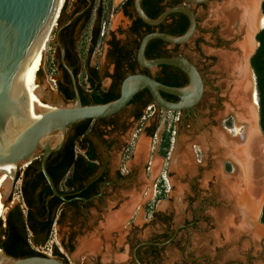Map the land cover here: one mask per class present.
<instances>
[{
    "label": "rangeland",
    "instance_id": "rangeland-1",
    "mask_svg": "<svg viewBox=\"0 0 264 264\" xmlns=\"http://www.w3.org/2000/svg\"><path fill=\"white\" fill-rule=\"evenodd\" d=\"M122 1L101 0L104 9L101 34L98 44L91 55L90 65L97 68L102 74L101 83L104 88L110 85V79L106 75L113 72V66L106 58L107 40L113 33H115L118 39H121L122 37L118 34L117 28L121 27L125 29L128 24V20L123 16L120 9ZM228 1L230 0H214L210 4L194 8L198 18V30L194 37V46L197 44L205 56L216 58L211 68L205 71V75L209 79L214 77V75L219 76L220 73L222 74V70L219 68L220 58L218 55L223 51H220L222 48H215L218 44L217 38H222L225 34L233 37L232 34L234 33L233 31H229L232 30V25L227 27L225 21L216 14L218 7ZM74 2L75 0H67V6L64 9L65 16L71 14ZM261 2L262 0L260 1V5ZM99 3L100 0H96L91 21L78 35L76 42V52L81 65L77 81L84 88H86L84 72L85 61L90 46V31L95 18V10ZM215 9L216 11H214ZM261 16L263 17L262 14ZM262 22V25L255 33L264 25V18ZM58 27L59 25L56 23L49 35L40 74L37 76V84L41 88L43 87L42 94L44 98L49 99L56 105H65L71 101L66 102L63 100L56 89L57 80L60 78L58 52L55 41V32ZM238 40L235 37L231 38V42L227 47L232 48ZM221 45L223 47L226 46L225 44ZM256 48L257 45L255 44L254 50ZM181 51L187 53V56L193 59V61L201 64L200 57L195 52V49L194 52L191 48L181 49ZM248 65L250 68L249 63ZM251 73L254 82L252 70ZM209 95L210 93L208 92L205 104H209ZM210 101L212 102L213 99ZM208 114V111L204 107L199 114V124H194L193 121L191 123L179 121V112H167L152 106L149 110L147 109L144 112V119L134 122L132 128L129 130L131 134L128 132L127 147L129 150L125 155L131 152V143H134L132 139L136 140L137 138V140L145 141L144 150L146 154L142 158L143 154H140V150H138L140 154L139 159L135 158L136 156L131 159V162L140 163L138 167L137 194L139 202L131 207L130 213L124 218L125 220L122 221L120 228L114 229L118 234L117 250L111 254L109 244L106 242L104 250H102L101 244L98 243L99 249L93 252L90 248L84 246L93 239L83 236L76 239L74 248L70 252H66L60 246V237H57L53 230L48 238V242L42 245L43 247L45 246L43 250L48 254L45 256L53 257V250L57 248L64 255L68 264H96L97 261L100 264H106L109 262L111 255H113L116 264H126L127 246H123L122 252L119 250L126 231V229H123V226L126 223H128L127 226H135L138 236L144 238L149 232H156L159 229L158 219L152 217L153 213H157L169 216L172 229L179 228V237L182 238V249L171 252L168 247L165 248L161 252L163 260L160 264H172L175 262L179 264H264V235L258 239H253L247 235L239 238L236 237V239H226L217 229L215 222L217 216L220 217V214L226 211V202L222 197V192L218 190L219 188H215L213 178L207 175L212 171L213 165L216 163L219 164L222 172L228 175L233 173V167L226 158L204 151L197 141L199 135L213 128L209 122L210 118H208ZM151 124L156 128L155 133L153 136H146L143 127ZM257 124L260 131L258 108ZM139 128L142 129L141 132L136 131ZM235 130L236 128L233 131H225L226 134L234 137L237 132ZM132 133L136 134L137 138ZM163 134H170L171 137V145L166 158L160 156V144ZM176 150L190 151L192 160L197 166L195 172L178 175L172 169V157ZM122 158V153H119L116 156V163H119ZM154 160L159 163L156 170H152V162ZM147 166L148 168H146ZM17 171L20 172L19 169ZM20 183L16 179L13 186L6 192L4 201H0L2 209L0 219L3 221V228L6 224V215L10 206H20L22 204L19 192ZM178 186L182 187V191H178ZM145 192L146 194L143 195ZM127 204V202H123L119 208L120 212L113 214H121L122 209ZM20 209L24 210V207ZM105 223L106 221L100 226L102 228L101 234L108 240L109 233L112 231L108 234L104 233ZM183 225L186 226L183 228ZM257 225L261 227L260 217L257 218ZM62 233H64V230Z\"/></svg>",
    "mask_w": 264,
    "mask_h": 264
},
{
    "label": "flooded vegetation",
    "instance_id": "flooded-vegetation-1",
    "mask_svg": "<svg viewBox=\"0 0 264 264\" xmlns=\"http://www.w3.org/2000/svg\"><path fill=\"white\" fill-rule=\"evenodd\" d=\"M125 1L127 0H123L121 5H123ZM89 6L90 0H88V4L82 8L81 11L75 13L67 23L59 25L55 32L56 36L58 31L56 44H60L63 48V52L60 47L56 48L59 53V60L61 61V64L63 60L67 66L65 61L66 50L62 41L69 46L71 41L75 40L76 29L80 27L83 17L75 25L73 33L68 30L63 31L62 33L61 31L64 27L72 24L75 18L82 16ZM121 12L128 20V24L125 29L121 27L117 28V32L122 38L118 39L115 33H113L107 40L108 48L106 50V58L112 64L113 70L115 67L113 63L114 52L119 50V48H122L125 51L130 50L134 46L137 38L136 33L132 28L134 18L130 15L132 13L131 7H128L126 12L121 9ZM232 35L237 40L240 37V35L235 32ZM233 37L228 34L223 35L222 38L218 37V44L215 48H222L220 49L221 52L233 50V47H227ZM221 44H225L226 46L223 47ZM187 48H191L193 52L195 49V52L200 57L199 59L201 64L193 61V59L187 56V53L181 51V49ZM177 50V56L185 57L192 62L198 69L204 81V90L201 100L194 106L189 114L185 111L179 112V121H187L190 123L193 121L194 124H199V114L205 107L209 113L208 118H210L209 122L211 127H213V130L217 129L224 133L229 130L233 131L236 128L234 113L232 111L230 113H223L225 108L223 104L227 101L225 92L227 87V82L225 81L227 80V74L221 67H219L222 70V74L220 73L219 76L214 75V77L209 79L205 75V71H208L211 68L216 58L213 56H205L197 44L194 46V38L190 43L178 47ZM64 69L66 70L65 67ZM69 69L72 71V68ZM142 69L143 68L137 66L136 71H141ZM66 72L68 73L67 70ZM152 72H155V70ZM166 72L168 73V71ZM62 77L63 73L60 72V78L62 79ZM101 78L102 74L100 73V79ZM109 79V87H111L113 79ZM97 83L98 82L95 81V84ZM101 87L104 88L102 83ZM208 92L210 93V97L208 99L209 104H205ZM147 97L148 96L146 95L144 99H147ZM211 99H213L212 102L210 101ZM177 100L178 99L176 98V101ZM142 103L143 101L137 100L109 118L92 120L94 122L91 124L89 129L76 140L77 146H83V149L80 150V152L86 156H92L95 159L94 162L90 163L74 164L68 174L69 177H71V175H73L72 177H77L76 179L74 178L75 180L73 185L71 187H64L62 185L59 186V191L62 193L59 194L62 195L66 201L59 198L62 203L56 211L50 235L54 230L56 236L60 237V246L66 252H70L74 248L76 239L83 236L97 241V243L101 244L102 250H104V244L108 242L111 254L117 250V231L111 230L112 232L109 233L110 236L108 240H106L105 236L101 234L102 228L100 226L106 221L107 215L120 212L119 208L123 202L129 203L131 198H138V167L140 163L131 162V159L135 157V149L138 142L136 134L132 133V135L137 139H132V142L134 141V143H131V152L127 155H125V153L129 150L127 147V139L129 138L128 132L131 134L129 130L132 128L134 122H139L141 119H144V112L147 109L149 110L151 107L150 105L143 109L142 117L139 120H136V114L141 109ZM153 127L154 126L152 124L143 127V131L146 136H151L150 133L152 132ZM212 129L206 133H211L213 131ZM136 131L141 132L142 129L139 128ZM74 135L75 131H70V136L74 137ZM119 153H122L123 158L119 163H116V156ZM146 168H148V166ZM17 173L19 174L17 182H21L19 192L22 204L20 206H10L7 214L12 212L15 206H19V208L24 207V210L21 211L24 216V225L28 232L27 242L33 249V247L42 246L48 242L47 240L43 243V240L47 231V223L51 215L50 209L52 208V205L50 203L51 200H53L52 198L54 195L46 197L44 203L48 210L44 213L39 211L40 204L38 202V196L43 194L48 186L46 180L45 182L41 180V182L38 183V177L40 176V173H42L41 166H39L38 163H31L25 166L22 171H17L16 174ZM145 194L146 192L143 195ZM129 213L130 210L126 213V217ZM152 217L158 219L159 229L156 232H149L144 238H140L138 236L136 231L137 228H135V226H127L128 223L123 226V229H126V231L124 237L122 238L119 250L122 252L123 246H127L128 252L126 264H137L135 259H137L140 264H160L163 260L161 252L165 248L168 247L171 252L182 249V238L179 237L180 230L179 228L172 229L169 216L153 213ZM9 219L10 222L13 223V213L10 214ZM121 223L117 229L120 228ZM186 225H183V228ZM95 229L97 230L94 231ZM63 230L64 233H62ZM38 243L40 245H38ZM96 264H100V262L97 261ZM106 264H116L113 255H111L109 262ZM172 264L179 263L175 262Z\"/></svg>",
    "mask_w": 264,
    "mask_h": 264
},
{
    "label": "water",
    "instance_id": "water-1",
    "mask_svg": "<svg viewBox=\"0 0 264 264\" xmlns=\"http://www.w3.org/2000/svg\"><path fill=\"white\" fill-rule=\"evenodd\" d=\"M141 1L133 0V9L144 24L156 27L163 23L169 15L183 13L189 19V27L181 36H172L158 31L143 36L136 52L138 66L152 71L161 65L176 67L187 75L188 84L181 88L171 87L150 76L134 73L124 78L120 85L119 97L114 101L105 104L82 105L76 78L62 60V64L71 78L75 100L69 104L56 105L43 97L42 103L50 104L55 110L46 112L42 108L36 107L35 114L39 118L32 125L26 127L22 131V135L12 144L20 123L23 84L30 70L36 46L42 44L44 36L48 32L51 17L58 9L59 0H0V164H14L18 170L40 157L41 171L52 194L66 201L58 193L48 176L46 161L50 154L60 150L72 125L85 120L106 119L119 113L143 89L150 93L153 104L158 109L167 112L185 111L189 114L199 103L203 95L204 81L195 65L182 56L148 60L145 58V48L154 39L161 40L171 46L190 43L198 30V18L194 8L210 4L214 0H182L181 5L166 8L156 19H151L144 13L140 6ZM62 7L63 5L61 9ZM258 32L254 36L255 41ZM57 47H60L63 52L60 44H56ZM256 49L249 57V64ZM161 93L176 97L178 100L176 102L167 101L161 96ZM58 135L61 136V140L56 144ZM142 141L138 140L137 142L135 156H137ZM145 152L144 150L142 158L145 156ZM154 169L156 170V168H152V170ZM16 172L9 189L16 180ZM263 205L264 197L259 207V217H261ZM260 226L264 230L262 223ZM2 254L4 259L0 261V264H66L62 260L50 256L13 258L3 251ZM135 260L137 264H140L137 259Z\"/></svg>",
    "mask_w": 264,
    "mask_h": 264
},
{
    "label": "bare ground",
    "instance_id": "bare-ground-1",
    "mask_svg": "<svg viewBox=\"0 0 264 264\" xmlns=\"http://www.w3.org/2000/svg\"><path fill=\"white\" fill-rule=\"evenodd\" d=\"M260 1L230 0L217 9V16L225 21L227 27L232 25V30L229 31L240 35L239 40L233 45V50H226L218 55L220 67L227 74V80H225L227 82L225 91L227 101L223 104L225 107L223 113L231 111L234 113L235 132H237L234 137H231L229 134L212 129L211 133L204 132L197 138L205 151L226 158L233 167V173L228 175L224 174L219 164L216 163L207 175L213 178L215 188H219L218 190L222 192V197L226 202V211L222 212L220 217L217 216L215 222L218 231L226 239H236L243 235L258 239L264 235V230L257 225L259 207L264 197V136L259 131L257 124L256 91L248 65L249 57L254 51L255 44L257 45L254 39L255 32L262 25L264 18L260 14ZM60 2L61 0H59L58 9L51 17L48 32H46L42 44L36 46L30 70L23 84L20 123L12 144L22 135V131L26 127L32 125L39 118L35 114L36 107H40L46 112L55 110L50 104L42 103L43 87L41 88L37 84L36 74L41 70L44 51L49 35L56 24ZM60 140L61 136L58 135L56 144ZM144 142L143 140L141 143L140 154L144 153L146 144ZM140 154L137 153V159ZM172 160V169L178 175L196 171L197 166L192 160L190 151L176 150ZM158 166L159 163L154 160L152 167L157 168ZM16 171L17 168L14 164H0L1 202L4 201ZM178 191H182L181 186H178ZM138 202V198H131L129 206L125 205L121 214L107 215L104 233L108 234L111 230L117 229L120 223L125 220L126 213ZM1 210L0 204V215ZM84 246L93 252L99 249V244L94 239ZM3 259L4 256L0 249V261Z\"/></svg>",
    "mask_w": 264,
    "mask_h": 264
},
{
    "label": "trees",
    "instance_id": "trees-1",
    "mask_svg": "<svg viewBox=\"0 0 264 264\" xmlns=\"http://www.w3.org/2000/svg\"><path fill=\"white\" fill-rule=\"evenodd\" d=\"M61 0L60 8L57 12L61 9L63 5L59 17H57L58 25H63L69 21V19L77 12L81 11L88 4V0H75L74 8L69 16L64 15V9L67 6V0ZM96 0H90V6L86 10V12L73 21L72 24L64 27L61 31H70L74 32L75 25L81 20L82 23L78 29H76V38L75 40L71 41L70 45L67 46L64 41L62 44L65 47L66 55L65 61L69 68H72V72L76 78L80 73L81 65L80 60L76 52V40L78 35L83 31V29L89 24L91 21L94 6ZM64 3V4H63ZM183 3L182 0H142L141 1V8L144 13L150 17L151 19H156L166 8L181 5ZM131 7L132 13L130 14L134 20L132 23L133 31L136 33V40L134 46L125 51L122 48L115 51L113 54V63H114V70L111 74H107L106 77L113 79V83L109 88H102L101 87V79H100V72L97 68L90 65L91 55L98 44L99 37L101 34V25L103 19V5L100 3L95 10V18L93 22V26L90 31V46L88 48V54L85 61V81H86V88L81 86L77 81V89L78 93L82 102V105H90V104H105L111 101H114L119 97L120 93V85L124 78L129 74L140 73L147 76L152 77L154 80L165 84L171 87H185L188 84V77L187 75L180 69L172 66L161 65L152 72L148 69H142L141 71H136L137 69V62H136V52L140 43V40L143 36L148 33H152L155 31L166 33L172 36H181L183 35L188 27H189V19L183 13H173L167 17V19L156 27L148 26L144 24L135 14L133 9V0H127L123 5H121V9L125 12L127 8ZM261 12L264 16V0L261 4ZM129 15V16H130ZM60 33V34H61ZM256 41L258 43L257 49L254 55L250 59V68L254 75V82L257 94V105H258V113H259V126L264 135V27L261 29L258 34L256 35ZM174 47V48H172ZM180 47L179 45L171 46L161 40L154 39L151 40L146 48H145V58L148 60L158 59V58H165V57H174L177 56V48ZM58 70L63 73L62 79L57 80L56 89L60 96L66 102L74 101L75 94L72 88V82L69 74L64 69L61 61L59 60V53H58ZM170 70V71H169ZM168 71V73L166 72ZM40 74V70L37 72V76ZM95 81L98 83L95 84ZM148 96L147 99H144L145 96ZM161 96L170 102H176V98L164 93H161ZM140 100L143 101L141 109L136 114V120H139L143 112L142 110L148 106H154L153 100L151 98L150 93L143 89L139 91L129 102L128 105L131 103ZM94 121L92 120H85L79 122L77 124L72 125L64 141L60 150L55 153L50 154L46 161V171L48 176L50 177L54 187L58 191V193L62 194L59 191V186L64 187H71L74 183V180L77 177H69V173L72 169L74 164H83V163H90L94 162V157L86 156L85 154L81 153L80 150L83 149V146H77L76 140L80 138L91 126ZM75 131L74 137L70 136V131ZM156 128H152V132L150 133L151 136L154 135ZM171 145V137L170 134H163L162 140L160 144V156L166 158L169 152ZM33 163H38L40 166V157L33 161ZM27 172V171H24ZM19 174H16V179H18ZM72 178V179H71ZM75 178V179H74ZM45 182V179L40 173L38 177V183ZM53 196L51 189L49 186L46 187L43 194L38 196V202L40 204L39 211L45 212L48 208L45 206L46 197ZM51 200L52 208L50 209L51 215L47 223V231L43 240V243L48 240L50 232L52 230V224L55 220L56 211L62 201L53 196ZM13 213L14 220L13 223L10 222L9 216ZM260 222L264 225V205L262 208V213L260 217ZM6 227L3 228V221L0 219V249L6 253V255L13 257V258H26L32 256H41L45 257V255L36 252L31 248L28 244V232L24 225V216L22 214L21 209L19 206H15L12 212L6 215ZM38 245H40L38 243ZM53 257L58 258L68 263L64 255L59 252L57 248L53 250Z\"/></svg>",
    "mask_w": 264,
    "mask_h": 264
},
{
    "label": "built area",
    "instance_id": "built-area-1",
    "mask_svg": "<svg viewBox=\"0 0 264 264\" xmlns=\"http://www.w3.org/2000/svg\"><path fill=\"white\" fill-rule=\"evenodd\" d=\"M45 248V246H39V247H33V250H35L36 252H39L43 255H48L43 249Z\"/></svg>",
    "mask_w": 264,
    "mask_h": 264
}]
</instances>
